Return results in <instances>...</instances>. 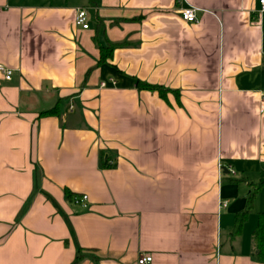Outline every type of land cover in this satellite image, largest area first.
<instances>
[{
	"label": "crops",
	"instance_id": "obj_1",
	"mask_svg": "<svg viewBox=\"0 0 264 264\" xmlns=\"http://www.w3.org/2000/svg\"><path fill=\"white\" fill-rule=\"evenodd\" d=\"M260 1L0 0V264H264Z\"/></svg>",
	"mask_w": 264,
	"mask_h": 264
},
{
	"label": "trees",
	"instance_id": "obj_2",
	"mask_svg": "<svg viewBox=\"0 0 264 264\" xmlns=\"http://www.w3.org/2000/svg\"><path fill=\"white\" fill-rule=\"evenodd\" d=\"M122 46H123V44H109L107 47H101V49H100V51H101L100 63L103 64V63H106L107 61L111 60L113 58L114 51L117 48H120ZM137 87L139 88V90L157 92L160 95V97L163 99H167V94L169 92H173V91L165 89L161 86L151 85L147 82H143L140 80L137 81ZM53 113H54V111H51L48 113H44V115H46V114L51 115ZM106 163H108V161H106ZM261 186L262 185H260L256 188V192L260 189ZM67 194H68V198L71 201H73V199L75 198V195H72L70 193H67ZM253 196H251V200L249 201V204L247 206L246 211L242 212L241 214H239L237 216V224H236V229L234 232L235 236L240 234L242 227L244 225V222H245L248 214L252 210V207H253L252 197ZM254 242H255V246H256V250H257V259L259 262L264 263V213H261L259 215V224H258V227H257L255 234H254Z\"/></svg>",
	"mask_w": 264,
	"mask_h": 264
},
{
	"label": "built area",
	"instance_id": "obj_3",
	"mask_svg": "<svg viewBox=\"0 0 264 264\" xmlns=\"http://www.w3.org/2000/svg\"><path fill=\"white\" fill-rule=\"evenodd\" d=\"M261 4V13H264V0L260 1ZM198 11L193 8H186L181 10V18L183 21L189 24H195L198 22V16H197ZM88 11L86 9H81L78 11L77 16L75 18V26L77 28L83 29V30H88L89 29V24H88ZM0 72L4 75L5 79L7 81H11L12 77L14 75L13 71L6 69L3 66H0ZM102 88L106 87V84L101 85ZM263 100H264V95H263ZM229 172L232 174H235L234 171L229 169ZM88 196L83 195L81 197H75L73 199V202L80 206L82 209H86L88 207ZM227 204H223V207H226ZM153 262V257L150 255H142L138 261V264H151Z\"/></svg>",
	"mask_w": 264,
	"mask_h": 264
}]
</instances>
